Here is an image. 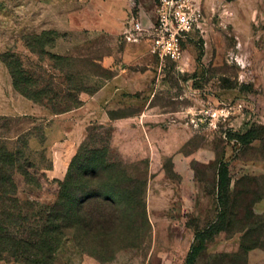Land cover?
Listing matches in <instances>:
<instances>
[{"label": "rangeland", "instance_id": "1", "mask_svg": "<svg viewBox=\"0 0 264 264\" xmlns=\"http://www.w3.org/2000/svg\"><path fill=\"white\" fill-rule=\"evenodd\" d=\"M197 1L203 30L181 42V72L126 39L136 18L155 22L159 0H0V147L38 173L37 186L14 175L20 199L53 203L82 144L96 143L149 222L105 262L67 238L54 264H264V0ZM104 85L108 120L76 125L71 112ZM69 139L72 156L59 152Z\"/></svg>", "mask_w": 264, "mask_h": 264}, {"label": "trees", "instance_id": "2", "mask_svg": "<svg viewBox=\"0 0 264 264\" xmlns=\"http://www.w3.org/2000/svg\"><path fill=\"white\" fill-rule=\"evenodd\" d=\"M12 77L17 89L19 77L13 70ZM22 93L35 100L31 93ZM250 139L249 132L240 138ZM96 145L82 144L58 183L55 201L48 205L20 199L14 175L37 186L38 173L29 171L32 165L18 149L0 147V260L9 256L22 264H54L56 250L70 238L81 251L105 262L109 255L132 247L147 230L144 200L131 198L129 178L115 175ZM227 185L224 171L220 188L226 191Z\"/></svg>", "mask_w": 264, "mask_h": 264}, {"label": "built area", "instance_id": "3", "mask_svg": "<svg viewBox=\"0 0 264 264\" xmlns=\"http://www.w3.org/2000/svg\"><path fill=\"white\" fill-rule=\"evenodd\" d=\"M204 16L197 0H159L155 9V22L144 26L136 18L127 31L126 39L139 42L147 39L150 51L161 59L168 58L184 70V53L181 42L190 32L202 31Z\"/></svg>", "mask_w": 264, "mask_h": 264}, {"label": "crops", "instance_id": "4", "mask_svg": "<svg viewBox=\"0 0 264 264\" xmlns=\"http://www.w3.org/2000/svg\"><path fill=\"white\" fill-rule=\"evenodd\" d=\"M153 23V21L149 20L148 23H147V26L151 25ZM134 47H136L137 49L139 48H142L146 51V53H144V55H146L147 57L151 56L149 50L147 49V46L149 47V42L147 39H143L141 41L140 44H133ZM136 57H141L140 55L139 56H136ZM138 59H141V58H138ZM108 87L110 86H107V85H104L102 86L99 91H97L93 96H90L88 98H84L83 99V103L80 107H78L77 109L73 110L72 115H75L77 118L76 119V122L78 126H80L79 124L80 123H85V122H94L96 120L98 121H107L108 118H107V113L105 112V110L101 111V110H98V105L96 104V101L100 98V96H102L104 94V92L108 89ZM92 107H96L95 108V111L92 110ZM70 114H62V116H65V115H71ZM86 113H89L88 115ZM146 111H144V113H142L139 117L140 118H144L146 117L147 114H145ZM164 114V113H163ZM162 113L160 115H163ZM71 141V142H70ZM73 140H66L63 144H62V147H60L61 150H59V152H63V150L66 152V153H69L71 156L75 153V148H76V144L77 142H72ZM74 144V145H73ZM71 146L70 148H68L67 146ZM66 172V167H60L58 165V162L56 161L55 164L53 165L52 169L50 170V174H51V177L53 178H62L64 176ZM93 264V263H92ZM95 264V263H94Z\"/></svg>", "mask_w": 264, "mask_h": 264}]
</instances>
